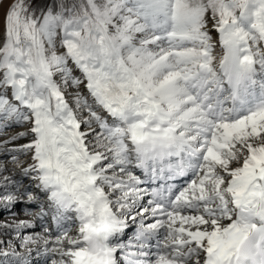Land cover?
I'll return each mask as SVG.
<instances>
[{
	"label": "snow or ice",
	"instance_id": "snow-or-ice-1",
	"mask_svg": "<svg viewBox=\"0 0 264 264\" xmlns=\"http://www.w3.org/2000/svg\"><path fill=\"white\" fill-rule=\"evenodd\" d=\"M0 117L76 226L24 240L52 264H264V0H14Z\"/></svg>",
	"mask_w": 264,
	"mask_h": 264
},
{
	"label": "rangeland",
	"instance_id": "rangeland-1",
	"mask_svg": "<svg viewBox=\"0 0 264 264\" xmlns=\"http://www.w3.org/2000/svg\"><path fill=\"white\" fill-rule=\"evenodd\" d=\"M13 2L14 0H0V38L4 32L5 13ZM209 27L211 28V24ZM211 34L214 41H218V34L214 30ZM219 50L217 43V52ZM72 67L74 75L81 76L79 70ZM81 92L89 103H92L87 90L82 87ZM100 114L111 121V118L107 117L102 110ZM82 115H87V112L85 111ZM29 127V123H16L15 119L5 120L0 117V252H8L7 256L0 255V264H52L53 260L60 259V256L47 250L54 246L52 243L35 244L29 248L23 245L24 240L29 236H35L36 233L47 237L49 241H54L65 229H70V235H76V226L72 221H57L54 218L55 213L51 214L47 210L46 207L51 205V201L47 194L37 186L38 181L34 179L36 173L25 174V169L33 163L32 153L22 151L21 146L29 143L32 136L29 134L20 137L18 134L27 132ZM134 172L142 179H147L140 169H135ZM187 182L186 180L179 181L177 178L167 183L177 185L176 192L183 188L180 187L181 183L186 187ZM152 183H145L142 187L154 189L155 186ZM8 196L13 199L6 200L5 197ZM149 199L151 197L146 196L141 203H146ZM147 221L145 223H149ZM151 222H154L153 218ZM137 226L138 224L134 225L129 221L130 229H125L124 236L131 232L135 233ZM163 231L161 229V233ZM129 238L123 237L125 244L132 239V236Z\"/></svg>",
	"mask_w": 264,
	"mask_h": 264
},
{
	"label": "bare ground",
	"instance_id": "bare-ground-1",
	"mask_svg": "<svg viewBox=\"0 0 264 264\" xmlns=\"http://www.w3.org/2000/svg\"><path fill=\"white\" fill-rule=\"evenodd\" d=\"M189 175H191V174H189ZM189 178H190V176H188V177H181V178H178L179 179V181H183V180H186V181H188L189 180ZM152 183V182H151ZM150 183V184H151ZM184 183V182H183ZM152 184H154V186L155 187H153V188H159V187H161V185H164L165 184V182L164 181H161V180H157V181H155V182H153ZM182 184V183H181ZM180 184V187H184V186H182ZM179 187V186H178ZM49 203V202H48ZM47 203V204H48ZM49 205V204H48ZM47 208V210H49V212L51 213V214H54L55 213V208L54 207H52V205H49L48 207H46ZM133 214H135V213H133ZM151 219L152 218H149V219H147L148 221H149V223L151 222ZM67 221V220H66ZM137 221H139V217H137ZM147 221V222H148ZM68 222V221H67ZM135 225V224H134ZM15 227V226H14ZM129 229H130V227H128ZM128 228H126V229H128ZM136 230V229H135ZM131 231H134V230H131ZM134 234L135 233H133V232H131L129 235H127L128 236V238H127V236H124V234H122L121 235V237H120V239H121V242L122 243H124V240L125 239H130L129 237L130 236H132V238H133V236H134ZM35 236H33V237H39L40 235H38V234H34ZM123 237L125 238V239H123ZM150 243H154V241H150ZM39 244H41V243H39ZM32 246H34V245H28L27 247H32ZM55 254V253H54ZM59 256V255H58Z\"/></svg>",
	"mask_w": 264,
	"mask_h": 264
},
{
	"label": "trees",
	"instance_id": "trees-1",
	"mask_svg": "<svg viewBox=\"0 0 264 264\" xmlns=\"http://www.w3.org/2000/svg\"><path fill=\"white\" fill-rule=\"evenodd\" d=\"M53 0H32V7L38 11L46 10L52 4ZM71 3V0H67Z\"/></svg>",
	"mask_w": 264,
	"mask_h": 264
}]
</instances>
